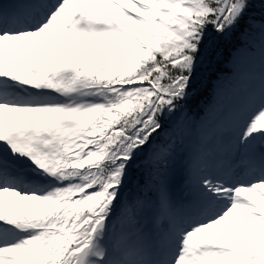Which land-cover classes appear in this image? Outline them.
<instances>
[{
  "label": "snow or ice",
  "instance_id": "obj_1",
  "mask_svg": "<svg viewBox=\"0 0 264 264\" xmlns=\"http://www.w3.org/2000/svg\"><path fill=\"white\" fill-rule=\"evenodd\" d=\"M0 264H264V0H0Z\"/></svg>",
  "mask_w": 264,
  "mask_h": 264
},
{
  "label": "trees",
  "instance_id": "obj_2",
  "mask_svg": "<svg viewBox=\"0 0 264 264\" xmlns=\"http://www.w3.org/2000/svg\"><path fill=\"white\" fill-rule=\"evenodd\" d=\"M222 56L219 59L213 57L210 63L206 62L198 69L196 80L197 94L189 99L188 108L193 115H200L203 111L201 105L211 99L212 83L216 82L222 87L227 83L231 75V61L235 49H242L238 39L233 38L231 41H223L220 45Z\"/></svg>",
  "mask_w": 264,
  "mask_h": 264
},
{
  "label": "rangeland",
  "instance_id": "obj_3",
  "mask_svg": "<svg viewBox=\"0 0 264 264\" xmlns=\"http://www.w3.org/2000/svg\"><path fill=\"white\" fill-rule=\"evenodd\" d=\"M241 55L244 56L243 49H240L239 53L236 52L233 55L232 62H231L232 74L229 76L227 83L224 84L223 87L221 88L224 93H228L229 90L235 86L236 77L234 75V72H235V69H236L235 65L237 64V60H236L237 58L236 57L237 56H241Z\"/></svg>",
  "mask_w": 264,
  "mask_h": 264
},
{
  "label": "bare ground",
  "instance_id": "obj_4",
  "mask_svg": "<svg viewBox=\"0 0 264 264\" xmlns=\"http://www.w3.org/2000/svg\"><path fill=\"white\" fill-rule=\"evenodd\" d=\"M236 58H237L236 59L237 63L240 64V67H241L242 71L246 70L249 65L258 64V58L253 59V58L245 57L243 55L237 56ZM234 75H235L236 80H237V71H236V69H235ZM235 86H237L236 83H235ZM225 102H226V99H225Z\"/></svg>",
  "mask_w": 264,
  "mask_h": 264
}]
</instances>
